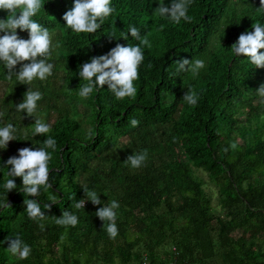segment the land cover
Segmentation results:
<instances>
[{"label": "trees", "instance_id": "16d2710c", "mask_svg": "<svg viewBox=\"0 0 264 264\" xmlns=\"http://www.w3.org/2000/svg\"><path fill=\"white\" fill-rule=\"evenodd\" d=\"M42 3L33 19L49 29L53 45L60 43L49 61L53 74L25 85L15 76L7 80L0 65V127L17 128V140L0 149V264H264V103L256 94L264 68L230 48L253 22L264 23L259 0H192V21L180 24L155 14L158 0H111L115 12L94 34L64 26L73 0ZM6 16L0 10V19ZM129 25L149 34L151 43L143 47L135 98L116 100L107 85L80 97L82 63L117 43H139L130 34L119 38ZM17 33L28 38L26 30ZM113 33L116 38L109 37ZM184 58L203 59L205 67L196 76L178 72L174 61ZM28 87L43 94L37 116L51 126L44 136H32L34 118L13 106ZM189 87L199 97L194 107L182 99ZM48 137L57 143L55 151L48 149L52 188L41 187L35 197L45 215L41 231L27 218L23 201L33 197L21 191V178L6 194L4 165L18 149L42 147ZM144 150L142 167L125 164ZM83 188L97 192L102 203L86 200L76 209ZM49 195L58 202L51 204ZM112 200L120 204L114 240L95 216ZM63 211L78 216L77 226L55 223ZM16 235L31 246L26 260L6 251Z\"/></svg>", "mask_w": 264, "mask_h": 264}, {"label": "clouds", "instance_id": "9594fccd", "mask_svg": "<svg viewBox=\"0 0 264 264\" xmlns=\"http://www.w3.org/2000/svg\"><path fill=\"white\" fill-rule=\"evenodd\" d=\"M192 0H171L169 5L164 4V0H158V6L155 8V14L161 18H166L174 24L184 22L190 23L192 17L188 15V9ZM260 6L256 11L264 14V0H259ZM44 3L42 0H0V10L7 13L6 18L0 19V65L7 70L6 79L11 81L13 76L17 83L30 85L34 80L44 81L53 74L54 64L49 62L54 49L60 47V43L52 44L51 34L47 27L42 26L37 20L33 19L38 11L41 10ZM115 12L111 0H73L72 7L65 11L62 16L64 26L71 29L74 33H96L105 21ZM17 29L21 32L27 31L28 38H21ZM252 31H244L239 34L236 41L231 45V50L236 57H244L255 68H264V23L259 21L251 24ZM131 38L138 41V44L127 46L117 43L106 54L93 56L89 61L79 66L78 77L85 81L80 86L79 96L88 98L94 91H99L104 85H107L116 100H123L126 97L135 98L137 88L134 81L139 79V66L144 61L143 47L151 48L148 39L149 34L141 36L140 29L136 26L129 25L127 32L121 31L119 38L128 40ZM109 37L116 38L115 34ZM26 62V63H25ZM177 65V71H188L193 76L199 74L200 70L205 67L203 59H178L174 61ZM19 65V70L15 71ZM151 64L148 65L151 68ZM256 94L262 98L264 103V83L260 84ZM43 94L28 87L24 93L23 101L13 105L17 113H25L28 117L34 118V124L31 125L32 136L45 135L50 132V124L37 116L38 101L42 99ZM182 99L190 106H196L198 103V94L189 87L184 92ZM4 113L0 112V117ZM22 119V117H21ZM132 127H138L139 121L132 119ZM17 128L8 123L0 127V149H6L8 143L17 140ZM56 140L48 137L43 140L42 147L18 149V154L11 156L5 162L7 168V177L3 188L6 194L17 188L14 178H21V191L33 199H24L26 205L25 212L27 218L38 222V226L43 231L45 225L39 223L45 219L41 211L40 203L35 197L41 194V187L51 189L49 183L50 168L49 162L52 159L48 149L55 151ZM229 148L235 150V142L229 145ZM229 148H225L227 152ZM147 160V150L127 156L124 160L126 165L136 169L144 165ZM8 166H11L8 168ZM84 190V199L78 200L74 207L83 209L85 201H90L93 205H100L102 202L95 191L87 188ZM51 204L58 202L57 195H49ZM9 207L6 203L3 205ZM50 204L44 207L50 210ZM120 204L112 200L107 205H103L95 212L102 222L106 225V232L110 239H115L119 235V229L116 224V209ZM55 223L59 226L75 227L79 223L77 215L69 211H63L62 215L57 218L53 217ZM8 248L6 251L20 260H26L31 254V246L26 244L19 235L15 238L8 239Z\"/></svg>", "mask_w": 264, "mask_h": 264}]
</instances>
